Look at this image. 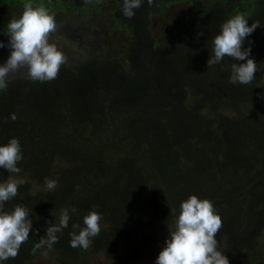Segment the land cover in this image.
Wrapping results in <instances>:
<instances>
[{"label": "trees", "instance_id": "trees-1", "mask_svg": "<svg viewBox=\"0 0 264 264\" xmlns=\"http://www.w3.org/2000/svg\"><path fill=\"white\" fill-rule=\"evenodd\" d=\"M26 2L0 0V66L11 51L7 24ZM30 2L54 15L49 42L66 60L51 81L24 72L0 91V146L19 140L25 181L4 210L23 205L32 220L18 255L0 264L98 255L155 264L192 195L220 216L218 250L229 264H264V0H142L130 19L123 0ZM236 14L261 26L244 41L258 70L247 85L230 82V57L207 67L213 38ZM78 32L86 46L66 38ZM10 175L0 169V182ZM45 177L57 180L54 190ZM63 209L70 219L58 242L33 253ZM91 210L105 224L86 250L71 247L73 225L84 227Z\"/></svg>", "mask_w": 264, "mask_h": 264}, {"label": "clouds", "instance_id": "clouds-1", "mask_svg": "<svg viewBox=\"0 0 264 264\" xmlns=\"http://www.w3.org/2000/svg\"><path fill=\"white\" fill-rule=\"evenodd\" d=\"M149 6L153 0H147ZM142 0H123V15L126 18L134 16V9L141 6ZM260 26L259 21L248 26V19L243 14H236L221 25V30L212 40V56L207 61V67L230 57L238 63L232 64L230 82L242 85L250 84L255 79L257 64L250 59L251 47L244 48L245 39ZM54 15L43 7H34L30 2L23 5L21 16L13 18L7 24L8 47L10 55L5 64L0 66V91L8 86V79L24 70L33 81L46 82L55 79L61 66L65 63L64 54L54 43L49 42L50 35L56 31ZM251 44V42H249ZM5 47L0 42V48ZM242 61H246L241 63ZM16 119L15 114L11 116ZM23 155L19 140L12 138L7 144L0 146V169L11 175L0 182V261H7L18 255L23 243L29 239L32 230V220L28 209L17 205L11 211H5L6 202L18 195V187L25 183L17 176L21 169L17 166ZM46 190L57 187L56 179L45 177ZM74 212L75 209H72ZM176 213V210H172ZM68 209L61 210L59 222L51 223L45 230V235L34 245L36 250L46 247L51 249L58 242L57 233L62 234L69 224ZM102 217L91 210L83 218L84 227L74 224L70 235V246L87 249L92 238L99 235ZM222 227V220L211 201L201 200L197 196H189L181 202L174 224L168 228V238L164 242L155 264H229L227 256L218 250L216 236ZM47 254L46 252L44 253Z\"/></svg>", "mask_w": 264, "mask_h": 264}, {"label": "rangeland", "instance_id": "rangeland-1", "mask_svg": "<svg viewBox=\"0 0 264 264\" xmlns=\"http://www.w3.org/2000/svg\"><path fill=\"white\" fill-rule=\"evenodd\" d=\"M81 31H82L83 33L86 32L85 29H81ZM82 32H78V33H76V35H74V33L66 34V38H70L71 41H74V42H80V44H81L82 46H86L84 43H83V44L81 43V40H80L81 38L79 37V33H82ZM61 38H63V40H65L64 34H61ZM111 43H112L111 40H108V41H107V44H111ZM92 46H93V47L98 46V44L96 43V41H93V42H92ZM62 48H63V46L60 45V46L58 47V50H59V51H62ZM62 52H63V51H62ZM5 63H6V61H5ZM5 63H4V64H5ZM23 73H24V70L21 69V71H20L19 73L15 74V75H20V74H23ZM13 76H14V75H13ZM104 224H105L104 222H100V227L102 228V226H103ZM31 264H56V263L54 262V260L52 259L51 256H42V257H37V258H35V259L31 262ZM88 264H106V263H105V261H104V257H103L102 255H98V256L92 257L91 262H89Z\"/></svg>", "mask_w": 264, "mask_h": 264}]
</instances>
